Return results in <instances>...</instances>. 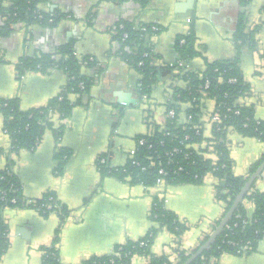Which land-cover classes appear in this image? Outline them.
Segmentation results:
<instances>
[{
    "label": "crops",
    "instance_id": "0c3cea01",
    "mask_svg": "<svg viewBox=\"0 0 264 264\" xmlns=\"http://www.w3.org/2000/svg\"><path fill=\"white\" fill-rule=\"evenodd\" d=\"M12 2L0 0V27ZM262 7V0H252L246 7L239 0H149L145 7L132 1L46 0L38 6L40 10L66 18L53 27L16 25L0 36V99H17L22 112L44 107L67 84L66 75L54 68L18 73V64L26 58L49 55L53 59L61 47L70 44L81 62V75L91 82L89 92L80 98L65 121L59 139L47 131L34 151L22 150L13 157L12 173L20 185L24 204L3 212L9 245L0 264H42V249L51 245L60 217L56 210L45 215L29 205L46 193H53L58 203L68 209L57 245L63 264H81L91 257L110 255L116 246L145 237L154 226L150 211L156 199L189 229L178 243L168 231L158 230L151 254L171 255L174 260L175 250L187 252L196 248L214 222L222 219L223 205L215 200L214 178H205L200 185L146 189L112 177L101 178L96 170L95 163L101 155H106L110 166L124 165L127 153L135 147V137L147 131L145 112L149 110L152 120L163 126L165 101L172 85L184 86L181 81L164 76L155 85L149 102L140 103V76L116 53L115 25L124 21L136 29L158 28L146 39L155 67L173 66L178 60L176 38L193 30L202 55L191 62V67L202 72L206 61H226L238 55L233 35L243 18L248 31H259L254 36L255 50L244 46L239 54L243 78L250 87V95L241 102L253 106L256 119L264 121ZM86 57L93 62L84 64ZM71 99L76 102L78 98ZM212 108L213 102L206 101V109ZM51 122L57 127L58 116L52 115ZM203 131L210 138V127ZM230 142L234 173L244 176L263 155L264 146L238 134H233ZM9 146L0 114V150ZM59 148L71 151L61 175L54 172V156ZM6 165L7 159L0 156V172ZM255 187L264 192V179H259ZM247 210L252 212L249 204ZM148 260L136 255L130 264H148ZM218 264H264V240L255 252L225 254Z\"/></svg>",
    "mask_w": 264,
    "mask_h": 264
},
{
    "label": "trees",
    "instance_id": "16d2710c",
    "mask_svg": "<svg viewBox=\"0 0 264 264\" xmlns=\"http://www.w3.org/2000/svg\"><path fill=\"white\" fill-rule=\"evenodd\" d=\"M107 1L115 3L132 1L140 7H145L149 2V0ZM239 1L242 7H246L252 0ZM262 2L264 11V0ZM44 3L46 0H13L3 16L0 36L8 34L12 31L11 27L16 25L37 24L53 27L66 18L62 14L50 15L40 10L38 6ZM244 23V19H240L233 35L238 55L226 61L211 63L206 61L202 72H196L191 67V62L202 55L198 50L199 46L193 30L187 35L176 38L175 50L178 60L173 66L155 67L152 64L151 49L146 44V39L152 33L150 26H141L146 27L145 31H141V27L136 29L132 24L124 21L115 25L114 40L118 45L116 53L140 76L138 88L140 103L149 102L155 85L164 76H171L174 81H181L184 86L172 85L170 95L165 101V114L173 111L174 117L166 119L163 126L157 125L152 120L149 110L145 112L147 131L135 137V143L139 140L145 141L144 145H136L133 162L137 165L132 164V159L127 156L124 165L113 167L110 166L106 155H101L95 163L101 178L112 177L150 189L155 187L160 169L167 172L164 181L168 186L200 185L207 175H211L216 181L215 200L223 205L222 217H224L249 176L264 161L263 153L260 159L249 167L246 175L237 176L234 173V162L230 157L229 133L255 139L264 146V121L256 119L253 106L241 102L242 98L250 95V87L244 81L239 54L244 46L255 50L254 36L259 31L255 28L248 31ZM181 41L184 43L181 44ZM144 53H148L149 56L144 57ZM261 57L264 60V54ZM88 60L89 57L84 58V61ZM178 62H182L183 67H180ZM80 63L70 44L61 47L53 59L49 55L26 58L18 64V73L47 72L54 68L66 75V86L44 107L26 112L19 109L17 99H0L3 131L9 137L10 143L7 150H0V156L7 159L6 168L0 172V260L9 245L3 212L6 208L24 204L20 185L12 173L15 160L11 156H18L22 150L34 151L47 131L52 132L55 139L62 136L65 121L80 98L89 92L91 86V82L81 75ZM186 65L189 67L188 70H185ZM80 85L83 87L81 88ZM72 96L78 98L76 102L71 99ZM206 100L213 102V113L220 117V123L211 128L210 138L204 136L202 123V117L206 112ZM54 114L59 119L57 127L51 122V116ZM70 156L71 151L65 148H59L56 152L54 172L57 175L64 172ZM263 174L264 172L245 194L216 241L191 264H208L210 258L214 259L212 264H218L222 255L241 256L244 247L248 248L246 254L257 250L258 244L264 240V192L258 191L255 184L259 179H264ZM13 199L16 200L15 204L10 202ZM248 204L252 207L251 213L247 210ZM29 206L45 215L53 210L59 213L60 223L54 239L49 247L42 249V264H63L59 259L57 245L60 229L68 216V209L58 203L53 193H46ZM150 220L154 226L145 237L138 241H127L116 246L110 255L91 257L81 264H130L132 257L136 255L148 257V264H183L204 244L221 221L220 219L214 222L210 233L206 234L193 250L187 252L175 250L176 257L172 260L171 255L151 254L150 247L154 237L158 230L164 229L173 235L178 243L189 226L166 210L162 201L159 202L157 199L152 204Z\"/></svg>",
    "mask_w": 264,
    "mask_h": 264
},
{
    "label": "water",
    "instance_id": "95a60500",
    "mask_svg": "<svg viewBox=\"0 0 264 264\" xmlns=\"http://www.w3.org/2000/svg\"><path fill=\"white\" fill-rule=\"evenodd\" d=\"M264 172V161L259 165V167L255 170L253 174H251L245 183L244 187L240 191V193L235 198L232 206L227 211V213L222 217L219 225L216 229L209 235L208 239L204 242L202 246H200L192 255L189 257L183 264H191L195 259L202 255L203 252L207 251L210 246L216 241L217 237L221 234L225 225L229 222L233 213L235 212L238 205L242 202L245 194L251 189L254 182L262 175Z\"/></svg>",
    "mask_w": 264,
    "mask_h": 264
},
{
    "label": "built area",
    "instance_id": "2783aa9c",
    "mask_svg": "<svg viewBox=\"0 0 264 264\" xmlns=\"http://www.w3.org/2000/svg\"><path fill=\"white\" fill-rule=\"evenodd\" d=\"M49 22L51 23L52 20H50ZM120 28H122V26H120ZM139 28H140V27H139ZM140 30H141V31H145V30H146V27H141ZM150 30H151V32H157V31H158V28L152 26V27H150ZM124 38H126V35H124ZM183 43H184V41H181V44H183ZM143 56H144V57H148L149 54H148V53H144ZM91 62H93V59H92V58H89V60H88V61H85L84 64H88V63H91ZM178 65H179L180 67H183V63H182V62H178ZM188 69H189V67L186 65L185 70H188ZM231 82H233V81H231ZM207 85H208V84L206 83V86H207ZM80 86H81V88L83 87L82 85H80ZM168 96H169V95H167V98H168ZM206 101H208V100H206ZM173 117H174V112H173V111H169V112L165 115V119H169V118H173ZM202 123H203V128L209 126L210 129H211L213 125L220 123V117H219L218 114H214V113H213V108L210 109L209 111L206 109V112H205V114H204L203 117H202ZM198 130H199V129H198ZM198 130H197V133H199ZM137 144H138V145H144V144H145V141H144V140H139L138 142L135 143V147H134L133 149L129 150V152L127 153V156H129V158L132 159V164H136V165H137V163H136V162H133V157H134L135 152H136V145H137ZM13 157H14V156H13ZM13 157L11 156V158H13ZM13 159H14V158H13ZM166 174H167V172H165L163 169H160V170L158 171V178H157V180H156V185H155V187L165 186L164 177L166 176ZM143 187H144V186H143ZM144 188H146V187H144ZM146 189H148V188H146ZM10 202H11L12 204H15V203H16V200L13 199V200H11ZM174 239H175V238H174ZM242 251H243V252L241 253V255H246V252L248 251V248H247V247H244ZM213 262H214V259H213V258H210L208 264H212Z\"/></svg>",
    "mask_w": 264,
    "mask_h": 264
},
{
    "label": "rangeland",
    "instance_id": "374dc122",
    "mask_svg": "<svg viewBox=\"0 0 264 264\" xmlns=\"http://www.w3.org/2000/svg\"><path fill=\"white\" fill-rule=\"evenodd\" d=\"M233 134H235V133H229V134H228V138H229V140H230V138H231V136H232ZM206 178L213 179V177H212L211 175H207Z\"/></svg>",
    "mask_w": 264,
    "mask_h": 264
}]
</instances>
